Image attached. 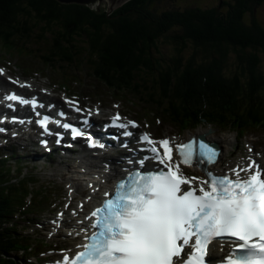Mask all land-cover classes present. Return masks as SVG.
<instances>
[{"label":"trees","instance_id":"obj_1","mask_svg":"<svg viewBox=\"0 0 264 264\" xmlns=\"http://www.w3.org/2000/svg\"><path fill=\"white\" fill-rule=\"evenodd\" d=\"M215 1L129 0L112 9L104 3L94 8L59 0H0V28L15 37L47 36L57 46L78 44L82 57L94 59L89 62L97 65L104 81L123 87L131 84L127 78L145 82L150 70L172 68L162 55L171 46L176 58L171 64H177L178 56L186 63L175 66V86H170L172 79L161 78L159 91L172 88L170 104L178 109L204 107L200 98H209L223 115L244 108L247 115L241 120L264 127V76L259 72L264 21L253 13L263 0ZM8 39L0 42L16 41ZM189 48L191 56H185ZM230 54H235V67L227 77L223 68ZM196 56L201 58L197 67Z\"/></svg>","mask_w":264,"mask_h":264},{"label":"snow or ice","instance_id":"obj_2","mask_svg":"<svg viewBox=\"0 0 264 264\" xmlns=\"http://www.w3.org/2000/svg\"><path fill=\"white\" fill-rule=\"evenodd\" d=\"M4 98L36 106L34 99L16 94ZM119 119L113 117V123ZM46 120L39 121L41 126H46ZM72 131L74 136L81 134ZM141 139L152 153L144 159L157 160L167 171L131 172L110 196L106 193L109 198L91 214L96 218L92 235L86 236L70 264H177L193 238L195 251L183 264H204L207 245L216 238H229L226 242L234 246L224 264H264V170L252 162L231 175L206 172L205 178H186L180 164L190 165L197 156L212 162L217 153L210 146L178 145L181 159L177 163L168 139L154 141L147 134ZM197 180L198 187H192ZM184 185L189 186L187 190ZM63 264H69L67 255Z\"/></svg>","mask_w":264,"mask_h":264},{"label":"bare ground","instance_id":"obj_3","mask_svg":"<svg viewBox=\"0 0 264 264\" xmlns=\"http://www.w3.org/2000/svg\"><path fill=\"white\" fill-rule=\"evenodd\" d=\"M102 1H105V0H102ZM158 2V1H157ZM156 2V3H157ZM227 11V10H226ZM6 130H4L3 132H5ZM23 136H24V134H23ZM219 146H221V147H223V149H224V151L226 152V150L228 149V146H227V144H226V141H225V139L223 140V139H218V138H214L213 139ZM29 149H32V148H30L29 147ZM116 153L115 154H113L112 155V153L111 154H109L108 152H106L105 154H102V152H93V151H89L88 152V154H85L83 157H81L79 160H77V161H75V162H80V164H78L77 165V167H84V168H87V169H90L91 170V168H92V170L91 171H89V175L94 179L95 177L94 176H92L94 173H98V174H103V176L102 177H104L105 178V183H104V187H106V186H108L110 183H111V181H112V179L114 178V177H116L117 175H119V174H121L122 172L121 171H119L118 170V166H115L113 163H111L110 162V170L108 171V170H106L105 169V167L104 166H102V164L101 165H98V162H103V161H105V159L104 158H107V154L108 155H110V156H114V157H117V158H119V159H121L122 158V155L123 154H120L119 152H117V151H115ZM69 155H72V154H69ZM94 155H98V156H96V157H94ZM65 156L64 155H61L60 157H58V159L59 160H62L63 158H64ZM72 157H74L73 155H72ZM104 157V158H103ZM87 158H89L91 161H90V163H86V162H84V161H86L87 160ZM108 159V158H107ZM112 160H114V159H112ZM63 161V160H62ZM116 161V160H115ZM64 162V161H63ZM75 162H67V163H75ZM123 163H127V162H124L123 161ZM71 165V164H70ZM112 168H114V169H112ZM112 169V170H111ZM78 172V171H77ZM75 177H71L70 179H69V182L71 183V184H74V182H75ZM93 183V182H92ZM95 184V183H94ZM79 187L80 188H84L85 186H83L82 184H80L79 183ZM76 188V190L79 192V194H80V189H78V187H75ZM96 194L97 193H92L91 192V194L89 195V197H87V198H89V202H91L94 198H95V196H96ZM78 197V200H80V201H82V202H84L85 200H82V196H81V194L79 195V196H77ZM69 200H72V194H70V197H69ZM89 202H87V203H89ZM68 225H70V224H68Z\"/></svg>","mask_w":264,"mask_h":264},{"label":"rangeland","instance_id":"obj_4","mask_svg":"<svg viewBox=\"0 0 264 264\" xmlns=\"http://www.w3.org/2000/svg\"><path fill=\"white\" fill-rule=\"evenodd\" d=\"M101 2H103V3H105L106 5L107 4H110V6H113V8H115V7H117V6H120V5H122V4H124V3H126V2H128L129 0H105V1H102V0H100ZM110 1H114V3H115V5H113V4H111V3H109ZM221 2V0H217V4L216 5H218L219 3ZM258 5V4H257ZM112 8V9H113ZM254 14H255V17L256 18H258V19H260V20H263L264 21V0H263V2L260 4V5H258V6H256L255 8H254ZM9 35H12V32L11 31H9ZM35 42H36V44L35 45H33V46H31L32 47V49H30V50H32V52H34V53H36L37 52V49L38 48H42V46H43V44H42V39L41 38H37V37H35ZM66 47H67V45H63V48H65L66 49ZM3 53V52H2ZM4 53H10V52H8V51H6V52H4ZM192 53V50H191V48H189V49H187L186 50V52H185V55L186 56H188L189 54H191ZM44 56V54L43 53H41V51H39V53H38V60L40 61V60H42L43 57ZM228 62H229V66H228V68H231V67H234L235 66V60H234V55L233 54H230V56H228ZM35 66H37L36 68L38 69V70H41L42 68H40V67H38V65H35ZM259 72L261 73V75L262 76H264V54L263 55H261V62H259ZM68 73H69V71H68ZM64 84L68 87L69 86V84L67 83V82H64ZM124 106V105H123ZM125 107V106H124ZM127 109H129L128 107H126ZM224 154H226V152L224 151Z\"/></svg>","mask_w":264,"mask_h":264},{"label":"water","instance_id":"obj_5","mask_svg":"<svg viewBox=\"0 0 264 264\" xmlns=\"http://www.w3.org/2000/svg\"><path fill=\"white\" fill-rule=\"evenodd\" d=\"M59 1L64 2V3H70V2L82 3V4H86L88 6L101 2L100 0H59ZM114 1H110L109 3L115 5ZM109 6H110V4H109ZM110 8H112V6H110Z\"/></svg>","mask_w":264,"mask_h":264},{"label":"clouds","instance_id":"obj_6","mask_svg":"<svg viewBox=\"0 0 264 264\" xmlns=\"http://www.w3.org/2000/svg\"><path fill=\"white\" fill-rule=\"evenodd\" d=\"M176 8V7H175ZM177 9H180V7H178ZM176 10V9H175ZM229 60V59H228ZM227 66H229V65H227Z\"/></svg>","mask_w":264,"mask_h":264}]
</instances>
